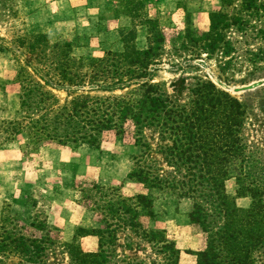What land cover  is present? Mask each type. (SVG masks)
Segmentation results:
<instances>
[{"label": "trees", "instance_id": "obj_1", "mask_svg": "<svg viewBox=\"0 0 264 264\" xmlns=\"http://www.w3.org/2000/svg\"><path fill=\"white\" fill-rule=\"evenodd\" d=\"M124 1V16L133 22L119 32L125 43L120 52L85 60L72 55L67 41L53 43L47 34L17 38L16 51L22 49L20 54L28 58L15 76L21 118L13 122V135L25 132L33 147L94 149L108 136H131L140 150L130 157L126 178L140 185L142 193L123 196L120 185L84 183L90 190H82L81 205L98 216L99 227L89 234L97 239V249L86 252L64 243L69 264H179L181 251L166 231L145 227L139 220L144 214L156 222L153 190L191 201L189 222L203 234L196 264H264V158L245 141V103L208 79L193 87L188 105H181L153 82L159 68L173 67L176 57L189 64L203 54L206 58L217 54L218 68H228L233 47L224 41L225 31L233 26L243 30L247 22L216 12L205 32L169 27L167 36L157 20L145 19L146 45L139 49L130 40L137 32L133 19L139 18L136 11L143 4ZM243 3L254 8V0ZM146 130L156 136L155 153L164 167L151 156ZM231 179L237 185L235 197L225 187ZM247 197V208L236 205V199ZM123 232L144 241L156 258L119 252L132 250L128 239L124 245L118 243ZM57 236L45 217L28 222L2 218L0 264H45L60 242ZM11 258L14 263L8 262Z\"/></svg>", "mask_w": 264, "mask_h": 264}, {"label": "rangeland", "instance_id": "obj_2", "mask_svg": "<svg viewBox=\"0 0 264 264\" xmlns=\"http://www.w3.org/2000/svg\"><path fill=\"white\" fill-rule=\"evenodd\" d=\"M132 1H141L143 4V9L136 11L139 18L133 19L137 32L134 39L130 40V44L139 49H143L146 45L145 19L157 20L158 26L167 33V36H169V27L180 29L190 27L198 33L205 32L209 29L211 15L216 12H222L227 16L237 15L245 23L247 22L243 30L233 26L225 31L224 41L231 43L233 47V53L230 55L231 64L228 68L224 70L218 68L220 58L217 54L211 58H206L203 54L201 60L195 59L189 64L176 57L171 60L173 67L165 64L159 68L153 82L177 103L188 105L193 87L200 81L211 79L223 91L245 103L243 126L245 141L252 150L258 148L259 156L264 158V0H254L253 9L245 8L244 0ZM125 5L127 6V3L124 0H0V220L15 216L28 222L35 216L45 217L60 240L48 255L45 264H69L68 250L64 248V243L81 248V243H84V239L89 237L94 229L82 228L84 230H81V227L71 225L72 213H66L60 217L59 223H52L53 219L50 216L61 215L62 209L43 196L44 188L40 182L43 183L46 179L42 171L48 169L49 162L42 159L44 149L41 150V148L53 146L67 153L79 152L85 157L93 155L95 164L103 162L107 164L110 161L123 159L128 172L132 166L130 157L139 153L140 150L134 145L131 136L123 139L108 136L99 149L86 145L59 146L56 144H41L33 147L29 144L25 132L20 133L26 138L25 145H21L19 150H13V140L20 135H13V122L21 118L20 89L15 76L19 67L25 66L24 62L28 58L20 54L23 52L22 49L16 51L19 45L17 38L47 34L53 43L59 40L67 41L71 46L72 55L83 57L85 60L99 58L108 51L120 52L125 43L119 36V32L130 29L133 22L124 16L126 9L123 6ZM170 43L171 41L166 45L171 46ZM57 94L61 98L66 97L65 93ZM145 136L152 145V158L161 163L160 155L155 153L157 146L155 134L152 130H146ZM161 165L164 167L162 163ZM72 166V163L64 162L59 169L47 170L45 174L56 176L61 179V187L71 188L77 192L80 204L82 190H90V187L85 186L84 183L96 182L114 188L119 186L102 184L98 181L100 165L92 166L95 168L92 179L85 178V174H78ZM124 180L128 181L129 186L135 184L127 178ZM225 187L228 194L232 190L235 191V194L230 193L232 194H229L230 196H236L235 179H231ZM151 194L153 203L156 204L155 223L157 225L141 214L139 220L144 226L153 228L154 225L156 229L165 230L167 236L174 241L176 239L181 241L180 245L183 246L184 254L187 252L184 250L188 245L187 242L193 235L201 236L202 248L203 234L199 229L195 226L190 228L191 224L185 225L181 217L172 214L174 211L180 212L177 204L181 200L154 190ZM240 199H236L238 207L250 205L248 197L244 200ZM169 205L172 208L171 214L167 211ZM93 217L97 220L98 216L95 212ZM166 217L169 219H165ZM72 230L74 238L65 240L67 231ZM124 238L128 239L132 250L130 252L120 248L119 252L123 251L126 255H135L142 259L156 258L149 246L136 235L120 233L118 242L120 245L126 243ZM8 262L14 263L15 259L11 258Z\"/></svg>", "mask_w": 264, "mask_h": 264}, {"label": "crops", "instance_id": "obj_3", "mask_svg": "<svg viewBox=\"0 0 264 264\" xmlns=\"http://www.w3.org/2000/svg\"><path fill=\"white\" fill-rule=\"evenodd\" d=\"M21 138V139H20ZM26 138L24 137V134H20L17 136L15 140H13V150H19L21 145H25ZM42 152V159L47 160L49 162L48 169H45L42 171V175L46 176L45 181L42 183L44 190L42 191L43 196L45 199H48L52 201L56 206L60 207L62 209V214L58 215H52V223L57 224L59 223L60 217L65 215L66 213L70 214L72 213V220L71 225L75 227H81L84 229H97L99 226V223L97 220L94 219L93 213L90 212L88 209L84 208L79 202L77 197V192H74L71 190V188H63L61 187L60 180L56 176H47L49 174L47 173V170H55L59 169V166L63 164L64 162L72 163L73 168L76 169V172L78 174L84 175L87 179L94 178V170L95 168H92L93 165H100L101 171L99 172V180L102 184H109V185H120L121 192L124 196H132L138 193H142L143 190L140 185L138 184H132V186H129L128 181H125L124 179L127 176L128 173V167L125 166L126 162H124L123 159H118L115 161H110L107 164L105 162L101 164H95L93 161V155L92 157H85L83 154L76 152V153H67L65 150H59L56 147L48 146L47 148H41ZM72 169V168H71ZM57 173V172H56ZM50 177V178H47ZM123 181V182H122ZM230 181V180H229ZM227 181L226 183H228ZM122 182V183H121ZM131 187V188H130ZM228 193V192H227ZM235 194V191L232 190V192H229V194ZM230 194V195H232ZM240 200H244V198H241ZM243 203V202H242ZM156 204L153 203V211H156ZM191 201L188 199H182L178 204V210L179 213H176L174 211V214L176 217H181L183 222L185 221V225L187 226L190 224L188 214L191 210ZM249 204L246 206H240L247 208ZM167 211L171 214L172 208L167 206ZM56 214V213H55ZM156 214V213H155ZM165 219H169V217H166ZM169 221V220H165ZM154 225H157L156 223ZM153 225V227H154ZM190 228H193L192 225H189ZM197 232V231H196ZM196 234V233H195ZM74 238V231L71 232L67 231V237L66 239L72 240ZM180 242L178 239H176L175 243L177 244V248L181 251L180 257H179V264H196V258L195 253L199 251L201 248V236L200 235H193L189 238L187 242V246L184 250H187L186 254L183 252V246L180 245ZM178 244L180 246H178ZM81 248L86 252H93L97 249V239L93 236H89L84 239V243H81ZM185 255V256H183Z\"/></svg>", "mask_w": 264, "mask_h": 264}]
</instances>
